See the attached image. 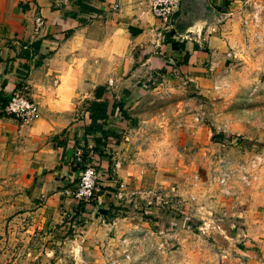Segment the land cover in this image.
<instances>
[{"label": "rangeland", "instance_id": "rangeland-1", "mask_svg": "<svg viewBox=\"0 0 264 264\" xmlns=\"http://www.w3.org/2000/svg\"><path fill=\"white\" fill-rule=\"evenodd\" d=\"M239 1L209 32L185 27L197 5L184 2V14H173L172 40L205 54L170 72L174 86L128 107L138 145L130 156L141 175L132 193L109 210H98L96 197L80 201L78 216L63 215L49 230L33 226L35 214L13 212L14 188L0 194V264H245L247 248L256 258L255 247L229 239L238 230L222 228L227 199L264 205V0ZM209 37L216 43L207 48ZM253 156L261 158L248 169L256 178L233 173L231 195L211 181L220 160L246 165ZM112 218L122 222L107 226Z\"/></svg>", "mask_w": 264, "mask_h": 264}, {"label": "crops", "instance_id": "crops-1", "mask_svg": "<svg viewBox=\"0 0 264 264\" xmlns=\"http://www.w3.org/2000/svg\"><path fill=\"white\" fill-rule=\"evenodd\" d=\"M224 1L227 0H207L220 13H228L237 6L235 2H240ZM184 2L199 8L197 3L184 0L173 14H184ZM23 3H29L24 10ZM148 3L149 0H0V102L23 88L37 107L36 118L23 122L4 114L0 106V194L8 197L14 188L13 212L35 214L33 226L54 228L63 215L77 208L78 203L66 193L74 187L80 172L73 160L76 145L88 148L95 145L94 138L101 141V155L91 150L101 175V194L94 197L98 210H109L108 204L117 202L114 194L118 183L129 190L125 195L132 193L129 185H138L141 175L132 153L130 156L138 145H133V130L127 127V109L145 101L153 91L174 86L170 72L183 66L175 63L184 53L175 49L170 35L173 14L163 26L150 13ZM113 5L117 8L113 9ZM192 15L189 14L191 20ZM37 16L43 25L34 33L32 22ZM194 26L205 28L200 22ZM213 26L217 27H206L208 32ZM35 41L38 46L32 49ZM215 43L209 37L206 46L210 48ZM184 49L187 51L185 44ZM187 53V66L205 54L196 47ZM163 69L165 74L160 75ZM97 87L103 88L99 98L94 95ZM95 100L108 106V116L101 124L105 138L100 132H85L89 104ZM225 204L224 216L230 219L219 227L238 230L239 234L229 239H235L238 246L257 249L259 255L253 258L247 248L249 258L245 264H264V205L245 206L243 200L232 198ZM121 222L112 218L106 225Z\"/></svg>", "mask_w": 264, "mask_h": 264}, {"label": "built area", "instance_id": "built-area-1", "mask_svg": "<svg viewBox=\"0 0 264 264\" xmlns=\"http://www.w3.org/2000/svg\"><path fill=\"white\" fill-rule=\"evenodd\" d=\"M179 3L180 0H149L148 7L153 17L158 19L161 25L165 26L169 23L168 21L177 9ZM112 8H117V5H113ZM251 15L254 19L256 18V13H252ZM42 25V18L39 16L35 17L32 22L33 32H38ZM224 55L227 56L228 53H224ZM108 83H110V80H108ZM2 111L4 114L13 116L23 122L31 121L37 116L36 104L28 98L23 88L16 89L8 97ZM83 154L86 157L84 162H82ZM73 160L75 163L82 162L83 167L80 169L74 187L66 193L75 201H90L99 191L98 181L101 176L96 169L94 154L91 150L85 149L84 146L76 145L73 149ZM260 162V156H253L248 159L246 165L240 162H233L230 159L220 160L218 169L212 170V175L210 176L211 181L223 187L222 192L225 195H231L232 193L228 191L227 182L231 179L233 173L239 171L238 179L241 182L249 183L252 179L256 178V175L253 172L250 174L248 169H253L254 171ZM116 166L117 163L114 164V167ZM244 171L245 173H242ZM197 179L198 176L193 177L194 181H197ZM117 187L118 191L114 194V198L119 200L124 194L122 183H118ZM116 261V259H113L110 264H116Z\"/></svg>", "mask_w": 264, "mask_h": 264}, {"label": "trees", "instance_id": "trees-1", "mask_svg": "<svg viewBox=\"0 0 264 264\" xmlns=\"http://www.w3.org/2000/svg\"><path fill=\"white\" fill-rule=\"evenodd\" d=\"M229 1H224L225 4H227ZM32 4V3H31ZM29 5V3H23L22 4V9L24 10L25 7ZM174 45H175V49L180 53V52H184L182 54V56L179 55L178 58H180V60L176 61L175 64L177 65H185L187 63V59H188V53L187 51L184 49V42L183 41H174ZM38 46V41H35L33 43H31V47L32 49H36ZM159 74H165V70H161L159 72ZM102 91H103V88L102 87H97L94 91V95L99 98L102 94ZM8 99V98H7ZM2 100L0 102V106H4L6 100ZM120 115L124 118H126V115H125V112L124 111H121L120 112ZM108 116V106H107V103L102 101V100H95V101H92L90 104H89V115H88V124L87 126L85 127V132H87V134L89 132H100L101 135L103 136V138L106 137V135L104 134V131H102L101 129V124L102 122L107 118ZM100 122V123H99ZM94 142H95V145L92 146V147H88L85 149H89V150H92L95 154L97 155H101L102 153V148L99 146L101 145V141L99 138H94ZM85 154L82 155V162H84L85 160ZM82 162L81 163H76L79 170L83 167L82 165ZM101 190L102 188L99 189V191L96 193V195H99L101 194ZM112 207V205H111ZM82 202L79 201L78 205H77V208H75L73 210V214L74 215H77L82 211Z\"/></svg>", "mask_w": 264, "mask_h": 264}, {"label": "water", "instance_id": "water-1", "mask_svg": "<svg viewBox=\"0 0 264 264\" xmlns=\"http://www.w3.org/2000/svg\"><path fill=\"white\" fill-rule=\"evenodd\" d=\"M184 0H180V3H182ZM195 2L199 5L200 11L199 13L194 16V19L191 20L189 25H186L185 27H192L195 23H201L205 28L208 26H211L213 24H220L223 22V20L229 15L228 13H220L214 8L211 7V5L207 2V0H187ZM70 242H67L65 246L66 248L69 246Z\"/></svg>", "mask_w": 264, "mask_h": 264}]
</instances>
